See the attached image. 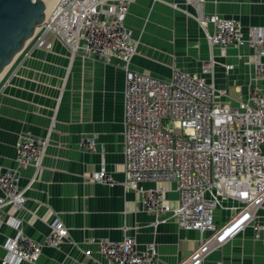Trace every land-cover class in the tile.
<instances>
[{"label": "crops", "instance_id": "0c3cea01", "mask_svg": "<svg viewBox=\"0 0 264 264\" xmlns=\"http://www.w3.org/2000/svg\"><path fill=\"white\" fill-rule=\"evenodd\" d=\"M202 12L238 21L244 34L264 27V0H205ZM195 15L184 0H131L125 24L136 49L128 69L161 80H169L175 69L201 77L202 64L212 59L207 82L228 89L234 103L246 99L254 75L251 49L227 48L221 55L208 44ZM47 39L51 49L24 48L0 77V172L16 171L19 189H26L24 207L0 210V264L6 242L18 232L41 243L55 222L68 229V236L59 247L44 248L35 264H108L92 240L118 243L124 235L139 251L154 245L157 264H178L197 247L200 233L181 230L171 220L155 226L138 194L122 186L124 63L72 55L54 36ZM227 66L232 69L226 71ZM257 83L264 90V80ZM21 137L47 139L38 171L16 168L15 143ZM86 139L94 142L95 152L82 150ZM102 167L112 186L92 180ZM164 186L165 204L174 209L175 184ZM231 207L222 201L217 225L233 215ZM203 264H264V242L253 240L247 229L213 250Z\"/></svg>", "mask_w": 264, "mask_h": 264}, {"label": "built area", "instance_id": "2783aa9c", "mask_svg": "<svg viewBox=\"0 0 264 264\" xmlns=\"http://www.w3.org/2000/svg\"><path fill=\"white\" fill-rule=\"evenodd\" d=\"M57 0L44 22L25 47L51 49L48 36L60 40L72 55L101 63H124V182L125 190L140 197L142 211L155 217L154 225L174 221L179 229L197 231L199 244L178 264H203L215 249L223 247L249 229L255 241L264 242V27L243 33L238 21L202 12L205 0H184L194 7L198 26L208 44L221 55L227 48L251 49L248 57L254 75L246 99L233 102L228 89L204 78L212 75L214 61L201 66L202 76L173 70L161 80L128 69L136 42L125 19L131 0ZM212 27L209 33L208 27ZM230 71L232 67H225ZM47 139L21 137L15 143L16 168H41ZM81 148L95 152L92 140ZM94 182H115L102 167ZM16 171L0 172V210L22 208L25 190H20ZM149 187H141L143 184ZM174 183L177 207L165 204V184ZM31 184L29 185V187ZM223 200L232 203L233 215L215 223ZM68 229L55 222L43 242L21 232L5 244L1 264H35L44 248L59 247ZM108 264H157L154 245L139 251L124 235L118 242L92 240Z\"/></svg>", "mask_w": 264, "mask_h": 264}, {"label": "water", "instance_id": "95a60500", "mask_svg": "<svg viewBox=\"0 0 264 264\" xmlns=\"http://www.w3.org/2000/svg\"><path fill=\"white\" fill-rule=\"evenodd\" d=\"M46 0H0V77L42 25Z\"/></svg>", "mask_w": 264, "mask_h": 264}, {"label": "bare ground", "instance_id": "6f19581e", "mask_svg": "<svg viewBox=\"0 0 264 264\" xmlns=\"http://www.w3.org/2000/svg\"><path fill=\"white\" fill-rule=\"evenodd\" d=\"M48 3V8L45 10L46 12L53 6L55 5L57 0H46Z\"/></svg>", "mask_w": 264, "mask_h": 264}]
</instances>
